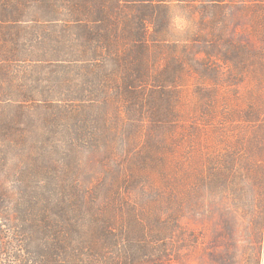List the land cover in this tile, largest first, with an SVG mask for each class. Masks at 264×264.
Wrapping results in <instances>:
<instances>
[{
    "label": "trees",
    "instance_id": "obj_1",
    "mask_svg": "<svg viewBox=\"0 0 264 264\" xmlns=\"http://www.w3.org/2000/svg\"><path fill=\"white\" fill-rule=\"evenodd\" d=\"M173 19L158 0H0V264H165L163 224L145 221L143 200L128 205L123 190L103 204L116 217L86 229L120 165L92 192L81 175L85 153L111 158L106 108L118 90L148 91L149 50Z\"/></svg>",
    "mask_w": 264,
    "mask_h": 264
},
{
    "label": "rangeland",
    "instance_id": "obj_2",
    "mask_svg": "<svg viewBox=\"0 0 264 264\" xmlns=\"http://www.w3.org/2000/svg\"><path fill=\"white\" fill-rule=\"evenodd\" d=\"M159 1L171 36L149 50L148 91L118 90L106 108L111 158L82 157L90 192L120 165L83 222L94 231L116 217L103 204L119 189L128 205L143 200L145 221L163 224L165 264H264V0ZM139 174L150 183L125 184Z\"/></svg>",
    "mask_w": 264,
    "mask_h": 264
}]
</instances>
